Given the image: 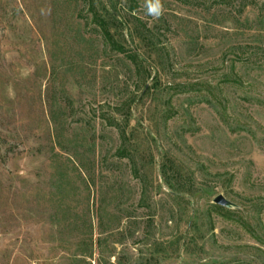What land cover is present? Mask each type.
Returning a JSON list of instances; mask_svg holds the SVG:
<instances>
[{"label":"rangeland","instance_id":"rangeland-1","mask_svg":"<svg viewBox=\"0 0 264 264\" xmlns=\"http://www.w3.org/2000/svg\"><path fill=\"white\" fill-rule=\"evenodd\" d=\"M226 1L0 0V264H264V0Z\"/></svg>","mask_w":264,"mask_h":264},{"label":"clouds","instance_id":"clouds-1","mask_svg":"<svg viewBox=\"0 0 264 264\" xmlns=\"http://www.w3.org/2000/svg\"><path fill=\"white\" fill-rule=\"evenodd\" d=\"M148 14L155 18H159L164 11L162 0H147Z\"/></svg>","mask_w":264,"mask_h":264},{"label":"water","instance_id":"water-1","mask_svg":"<svg viewBox=\"0 0 264 264\" xmlns=\"http://www.w3.org/2000/svg\"><path fill=\"white\" fill-rule=\"evenodd\" d=\"M214 202L223 207H228L230 205L229 200H227L226 197L222 194L217 195L214 199Z\"/></svg>","mask_w":264,"mask_h":264},{"label":"trees","instance_id":"trees-1","mask_svg":"<svg viewBox=\"0 0 264 264\" xmlns=\"http://www.w3.org/2000/svg\"><path fill=\"white\" fill-rule=\"evenodd\" d=\"M231 1H232V0H227L226 2L230 3ZM241 6H243V4H242Z\"/></svg>","mask_w":264,"mask_h":264}]
</instances>
